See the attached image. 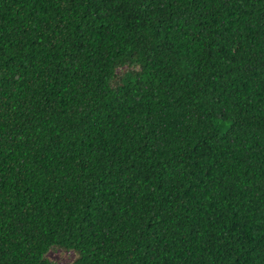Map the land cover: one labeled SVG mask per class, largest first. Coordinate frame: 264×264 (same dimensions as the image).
<instances>
[{
	"label": "trees",
	"instance_id": "1",
	"mask_svg": "<svg viewBox=\"0 0 264 264\" xmlns=\"http://www.w3.org/2000/svg\"><path fill=\"white\" fill-rule=\"evenodd\" d=\"M264 264V0H0V264Z\"/></svg>",
	"mask_w": 264,
	"mask_h": 264
},
{
	"label": "rangeland",
	"instance_id": "2",
	"mask_svg": "<svg viewBox=\"0 0 264 264\" xmlns=\"http://www.w3.org/2000/svg\"><path fill=\"white\" fill-rule=\"evenodd\" d=\"M48 256L56 261L58 264H64L65 262L73 258V252L65 250H50Z\"/></svg>",
	"mask_w": 264,
	"mask_h": 264
}]
</instances>
